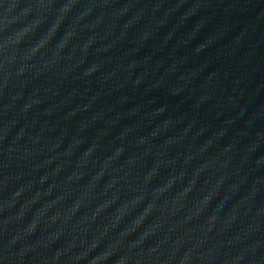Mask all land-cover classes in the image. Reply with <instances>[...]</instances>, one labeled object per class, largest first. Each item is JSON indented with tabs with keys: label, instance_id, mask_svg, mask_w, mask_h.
I'll return each mask as SVG.
<instances>
[{
	"label": "water",
	"instance_id": "water-1",
	"mask_svg": "<svg viewBox=\"0 0 264 264\" xmlns=\"http://www.w3.org/2000/svg\"><path fill=\"white\" fill-rule=\"evenodd\" d=\"M0 264H264V0H0Z\"/></svg>",
	"mask_w": 264,
	"mask_h": 264
}]
</instances>
